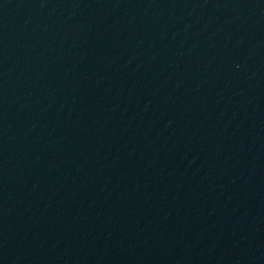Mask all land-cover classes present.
<instances>
[{
    "label": "water",
    "instance_id": "water-1",
    "mask_svg": "<svg viewBox=\"0 0 264 264\" xmlns=\"http://www.w3.org/2000/svg\"><path fill=\"white\" fill-rule=\"evenodd\" d=\"M0 264H264V0H0Z\"/></svg>",
    "mask_w": 264,
    "mask_h": 264
}]
</instances>
